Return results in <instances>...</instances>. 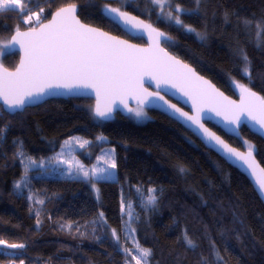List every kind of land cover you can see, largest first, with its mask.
I'll use <instances>...</instances> for the list:
<instances>
[{
  "label": "trees",
  "instance_id": "obj_1",
  "mask_svg": "<svg viewBox=\"0 0 264 264\" xmlns=\"http://www.w3.org/2000/svg\"><path fill=\"white\" fill-rule=\"evenodd\" d=\"M170 2L173 9L179 4L188 10L180 14L181 19L203 33L204 40L165 19L149 0H132L123 8L172 37L163 46L228 96L238 95L239 89L231 82L235 80L264 97V34L259 40L251 35L256 23L264 22V0ZM107 3L27 0V12L0 13V39L9 38L17 25L27 29L22 18L44 5L49 10L42 22L55 10L75 4L84 23L143 44L141 38H129L107 20ZM243 54L250 62V80L242 72L246 66ZM17 60V54H8L1 64L13 69ZM91 109V100L59 99L14 116L0 113V126H9L6 140L0 143V207L10 219L9 231L0 224V239L25 245L24 249L0 247V264H20V260L24 264H69L71 256L83 257V252L97 257L90 263L110 264L113 257L102 260L98 256L107 255L101 245L110 240L111 230L120 236L128 223L122 201L131 205L129 223L135 229V240L152 252L149 264H264V206L242 174L165 115L150 111L151 118L137 124L117 114L111 123H103L92 116ZM208 126L235 148L251 145L264 168L261 138L242 128L241 138L235 139ZM71 137L105 139L115 150L116 179L96 182L98 199L90 187L92 181L41 175L35 169H28L26 187L14 188L25 172L24 162L15 155L18 146L14 141L23 142L26 161L28 157H51ZM96 154L93 145L92 159ZM148 189L156 190L155 206L145 207ZM185 233L194 248L187 246Z\"/></svg>",
  "mask_w": 264,
  "mask_h": 264
},
{
  "label": "snow or ice",
  "instance_id": "obj_2",
  "mask_svg": "<svg viewBox=\"0 0 264 264\" xmlns=\"http://www.w3.org/2000/svg\"><path fill=\"white\" fill-rule=\"evenodd\" d=\"M151 2L159 6L162 15L166 16L169 21H174L176 25H180L189 33H195L200 40L205 39L203 33L198 32L191 25L184 24L181 19L180 14L188 10L179 4L173 9L170 0H151ZM196 2L199 4L200 0H196ZM165 8L168 10L165 11ZM10 9L24 12L22 0H0V13ZM107 11L118 16L126 24L135 20L134 26L148 30L150 38L153 40L152 46L139 48L81 23L76 16L75 4L60 8L48 23H40L38 13L28 15L27 20L23 22L30 23L35 15L39 26L32 27L28 31H21L17 25L15 34L0 48V51L7 54L9 48L19 45V49L23 53L19 65L14 71H9L0 64V102L3 105L0 107V113L17 115V110H26L29 106L46 102L44 97L58 95L60 90L78 94L80 90L91 89L94 91L96 96L94 115L99 118H107L117 102L127 107L128 98H135L137 101V107L128 108V111L132 112L135 117L142 118L146 116L145 105L152 99H158L172 110L173 115L179 114V117L190 121L198 129H201L209 141H215L227 153L244 160L252 169V174L256 175L254 162L251 160L252 146H248L249 150L246 156L237 152L236 149L225 144L219 136L205 128L201 123V118L207 110L215 112L229 124L239 125L241 117L246 115L260 129L264 130V97L258 96L245 84L232 80L233 85L240 90V102L229 100L215 85L198 75L190 65L170 55L164 47H161V38L172 41V37L158 31L151 24H146L143 20L129 17L127 12H123L119 8H108ZM40 12L42 13L43 9ZM245 23L250 24L251 22L245 21ZM255 27L258 36L264 34V22H257ZM242 59L246 65L242 72L250 80L251 75L248 67L250 62L246 54H243ZM146 77L150 81H155L158 89L162 85H170L187 96L192 101L194 114L189 115L188 112L183 111L175 104L169 103L159 91H149L144 87ZM8 130V125L0 126V143L6 140ZM74 143L83 149L90 144V141L72 137L64 141L62 148H71ZM14 144L18 146L15 155L19 156L23 163L25 159L23 142L14 141ZM114 151V149L109 150V153L106 154L107 158H98V161L103 159L107 168L92 167L87 169L77 163L76 174L82 175L86 180L98 176L103 177L108 169L117 167ZM63 157L64 153L61 152L54 159L59 164L67 165L65 171L71 176L73 174V159ZM26 159L24 179L14 184L16 190H22L27 186L28 168L37 164V161L30 157ZM261 171L264 172V169ZM108 176H111V173H108ZM258 184L260 190L264 192V175L258 178ZM155 192V189H148L145 207L155 206L157 202ZM32 198V196H28L29 200ZM37 203L43 204V201L39 200ZM125 207L131 209L130 204L125 206L122 201V212ZM128 215L132 216L131 211L128 212ZM37 216H39V212H37ZM100 217L103 218V213H100ZM126 228L127 236L125 238H132V247L122 249L126 258L125 264H131V261H135V264H149L151 250L141 247L135 240L133 235L135 229L131 227L130 223H126ZM111 236L114 242L119 245L120 237L115 229L111 230ZM184 238L189 248L195 247L187 233ZM0 247L24 249L25 245L9 243L0 239ZM216 257L218 260L221 259L219 252H216ZM20 264H24V261L20 260Z\"/></svg>",
  "mask_w": 264,
  "mask_h": 264
},
{
  "label": "water",
  "instance_id": "obj_3",
  "mask_svg": "<svg viewBox=\"0 0 264 264\" xmlns=\"http://www.w3.org/2000/svg\"><path fill=\"white\" fill-rule=\"evenodd\" d=\"M68 6L69 5L63 6V7H68ZM63 7H61V8H63ZM59 9L55 10L50 15V17L46 21H44L42 23H48ZM107 9L105 11V15H106V18H107L108 21H110L111 23L116 25L129 38H131V39H139V38H141L144 43L143 44H137V43H134V42H132V41H130L128 39H125V38L118 37V36H115L113 34H110V33L106 32V31H104V30H102V29H100L98 27L91 26V25H88V24L84 23L79 18V15H78L79 10H78L77 6H76V16L80 20L81 23L86 24V25H88L90 27H94V28H96V29H98V30H100L102 32H106L109 36L116 37L119 40L127 41L129 44L136 45L139 48H149V47L152 46L153 40H152V38H150V34H149L148 30L143 29L141 27L134 26L135 23H136L135 20H132V21H130L127 24L124 23L123 20H121L115 14L108 12ZM128 15H129V17H135L136 20H143V19H141V18H139V17H137V16H135L133 14H129L128 13ZM143 21L146 24H149L145 20H143ZM29 29L30 28L23 29L21 31H28ZM155 29H157L158 31L163 32L162 30H160L158 28H155ZM14 34H15V32H13V34L9 37V40L11 39V37ZM163 42H164V39L161 38V47H164L163 46ZM166 51L170 55L174 56L168 49H166ZM9 53L18 55V60H17V63L15 65V67L13 69H8L7 68L9 71H14L15 68L19 65V62L21 60V57H22L23 53L20 51L19 45H15L14 47L9 48ZM179 60H181V59H179ZM3 67L6 68L5 66H3ZM196 73H197V71H196ZM197 74L200 75L199 73H197ZM203 78L208 80V81H210L209 79H207L205 77H203ZM213 85H215V84H213ZM144 87L148 88L149 91H153V92L159 91L160 94L162 96H164L165 100L169 101V103L175 104L177 107L181 108L183 111L188 112L189 115H193L194 114L192 101L187 96H184L181 92H179L177 89L171 87L170 85H162L161 88L158 89L156 87L155 81H150L146 77L145 78ZM215 87L217 89H219L216 85H215ZM219 91L222 92L225 96H227L229 98V100L236 101L237 103L240 102V90H238V95H237L236 98H232V97L228 96L227 94H225L220 89H219ZM257 95L261 96L258 93H257ZM43 99L46 102L50 101V100H59V99L60 100H68V99H88V100H91L92 101V110H91L92 116L95 119H97V120H99V121H101L103 123H111L114 120V118H115V116L117 114H119L121 117H123L125 119H129V117L131 116L132 112H129L128 108H136L137 107L136 99L135 98H128L127 101H126L127 107H125L124 104H120L119 102H117L116 105H114V107H113V111L110 113V115L107 118H99V117H96L94 115V108H95V104H96V96H95L94 91H92L91 89L80 90L79 94L77 92L69 93V92H67L65 90H60V94L55 95V96H51V97H44ZM43 103H45V102L39 103L38 105L29 106L27 108H34V107L42 105ZM0 106L3 107L2 102H0ZM144 110L147 111V112H150V111L158 112V113H160L162 115H165L169 119L175 121L180 126H182L185 130H187L191 135H193L204 146V148H206L207 150L213 152L215 155H217L220 159H222L230 167L236 169L240 174H242L247 179V181L250 183V185L253 188L254 192L256 193V195L258 196L259 200L261 201V203L264 206V192H262L260 190L259 184H258V178L261 177L262 175H264V172L261 171L264 168L260 164V162L258 161L254 150H252L251 160L254 162L256 175L252 174V169L249 168L248 164L244 160L238 159L237 157L232 156L230 153H227L226 150H224L221 145L216 144L215 141H209L207 139V137L204 136L203 131L201 129H198L196 125H193L190 121H185L183 118L179 117V114L173 115L172 110L169 109L168 106L166 104H164L163 101H160L158 99H152L150 101V103L145 105ZM23 111H24L23 109L17 110L18 113H22ZM201 123L210 132H213L217 136H219L221 138V140L224 141L225 144L229 145V147H231V148L236 149L237 152L243 153L245 156L247 155L249 148H247V149H238V148H235V147L231 146L219 134H217L214 130H212L208 126V124H210L212 126H215L223 134H225V135H227L229 137L235 138V139H240L241 138L240 130L242 128H246L249 131V133H251V134H253L255 136H258L259 138H261L264 141V130L260 129L259 126L257 124H255V122L252 121L246 115L241 117V121H240L239 125H235V124L227 123L222 117L217 116L215 114V112L205 110V112L202 114Z\"/></svg>",
  "mask_w": 264,
  "mask_h": 264
},
{
  "label": "rangeland",
  "instance_id": "obj_4",
  "mask_svg": "<svg viewBox=\"0 0 264 264\" xmlns=\"http://www.w3.org/2000/svg\"><path fill=\"white\" fill-rule=\"evenodd\" d=\"M29 1H31V0H29ZM105 1L108 2L107 8H119L121 11L126 12V10H124L123 7L128 6V3L132 0H105ZM149 2L162 15L159 6L154 5L151 2V0H149ZM22 3L24 5V12H27L29 9V5L27 4V0H22ZM33 3H35V2H33ZM41 9H43L42 13L40 12ZM10 10H14V9H10ZM48 10H49L48 5H44L43 7L39 8L38 10L33 11L29 15H32L33 13H38L40 15V23H42V15L46 14L48 12ZM167 10L168 9L165 8V11H167ZM24 12H21V13H24ZM173 14L175 15V12H173ZM162 16L165 19H167L166 16H164V15H162ZM27 17H28V15L25 18H22V20L23 21L27 20ZM24 24L28 28L37 27L38 24L36 22L35 15H33L32 21L30 23H24ZM187 33H189V32H187ZM189 34L195 35V33H189ZM251 35L254 36L257 40H259V38L261 36V35L260 36L257 35V29L253 30ZM8 40H9V38L0 39V48H2V46L4 44H6L8 42ZM8 54H11V53H9V49L7 50V54H4L2 51H0V64L2 62V58H4ZM145 113H146V116L142 117V118H137L132 113L131 116L129 117V119L134 123L144 124L151 118V116L149 115V112L145 111ZM77 138H79L80 140H86V139H83L81 137H77ZM88 141H90V144L86 145L83 149H81L79 147V145L75 144V143L73 144V146L71 148H62V145L64 144V141H63L60 148L53 155H51V157L40 158L38 160H35V161H37V164L30 166L28 169L39 170V174H41V175H47V176L57 175L59 177H64V178L84 179L82 177V175L76 174V164L77 163L82 164L87 169H91L92 167L107 168V165L104 164L103 159H100L98 161V158L99 157L107 158L106 154L109 153V150L114 149V148L108 146L107 141L105 139H96L95 141H92V140H88ZM93 145H96L97 154L92 159V147H93ZM246 147H248V146H246ZM61 152L64 153L63 158L73 159V174L71 176L68 175L67 172L65 171L67 169V165L59 164L54 159L55 157L59 156ZM82 157H84L86 159L83 160ZM23 162H24V164H27V159H26V161L23 160ZM108 173H111V176H108ZM38 176H40V175H38ZM104 177H107V178H104ZM115 179H116L115 169H108V171L103 174V177L98 176L96 178L89 180V181L93 182V183H91L90 187L94 193L95 198L98 199V191H97L98 187L96 185L97 181H114ZM129 211H131V210H129L127 208V221H128V223H129V220L131 219V217L128 215ZM0 224L2 225V227L5 231H9V229H10L9 213L2 207H0ZM126 236H127V228H126V224H125L123 226L121 232H120V236H119L120 237V244L117 245L111 236L110 240L103 242V244L101 245L102 249L107 253V255H105L103 257L98 256V259L100 258L102 260H107V259H109V257H113V259L111 258L112 262H110V264H125L126 258H125V254L123 253L122 249L124 247H129V248L132 247L131 246L132 245V238L128 237L126 239L125 238ZM124 243H126V244L129 243L130 245H126ZM82 256L84 258L81 256H77L75 253V255H73L69 258V262H70L69 264H95V263H90V261H93L94 258H97L96 256L87 254L85 252L82 253ZM131 264H135V261H131Z\"/></svg>",
  "mask_w": 264,
  "mask_h": 264
},
{
  "label": "bare ground",
  "instance_id": "obj_5",
  "mask_svg": "<svg viewBox=\"0 0 264 264\" xmlns=\"http://www.w3.org/2000/svg\"><path fill=\"white\" fill-rule=\"evenodd\" d=\"M84 100H88V99H84ZM92 110V109H91Z\"/></svg>",
  "mask_w": 264,
  "mask_h": 264
}]
</instances>
